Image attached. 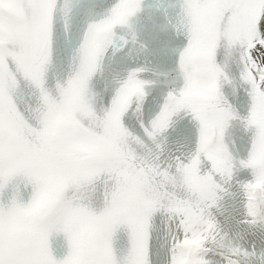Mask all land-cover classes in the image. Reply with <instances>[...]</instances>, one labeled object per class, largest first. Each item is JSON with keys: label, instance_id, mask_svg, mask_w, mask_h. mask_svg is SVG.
I'll return each instance as SVG.
<instances>
[{"label": "snow or ice", "instance_id": "1", "mask_svg": "<svg viewBox=\"0 0 264 264\" xmlns=\"http://www.w3.org/2000/svg\"><path fill=\"white\" fill-rule=\"evenodd\" d=\"M0 264H264V0H0Z\"/></svg>", "mask_w": 264, "mask_h": 264}]
</instances>
